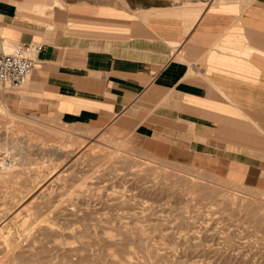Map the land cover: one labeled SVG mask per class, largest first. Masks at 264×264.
Masks as SVG:
<instances>
[{
    "label": "crops",
    "instance_id": "1",
    "mask_svg": "<svg viewBox=\"0 0 264 264\" xmlns=\"http://www.w3.org/2000/svg\"><path fill=\"white\" fill-rule=\"evenodd\" d=\"M17 44L42 48L1 86L10 110L264 191V0H0V49Z\"/></svg>",
    "mask_w": 264,
    "mask_h": 264
},
{
    "label": "bare ground",
    "instance_id": "2",
    "mask_svg": "<svg viewBox=\"0 0 264 264\" xmlns=\"http://www.w3.org/2000/svg\"><path fill=\"white\" fill-rule=\"evenodd\" d=\"M18 119L0 104V129H12L5 134L0 147L13 155L19 151L18 154L23 151L29 153L36 147L49 154L61 153L63 163H70L71 167L86 160L93 165V170H106L117 177L120 176L118 171L129 170L130 180L141 183L139 190L144 192L166 193L182 201H188L187 198L190 201L193 197L195 201H215L219 211L230 222L248 225L252 233L255 236L258 234V239L264 242V202L235 200L215 187L189 183L177 175L180 171L141 168L144 164L132 158L87 146L84 141L76 142L69 136L61 140L57 147L49 148L51 135L58 134L57 130L21 118L22 122L17 123ZM31 126H36V130H31ZM85 132L92 134L94 131L86 129ZM20 134L23 139L18 137ZM106 141L112 143L115 138L108 134ZM73 146H76L75 150L69 149ZM114 149L120 151L119 148ZM41 173L38 170L36 177L11 183L13 186L7 183L8 177L0 174V264H232L233 260L241 257L230 249V235L223 237L226 248H213L209 244L203 246L202 238L200 240L194 234H180L177 241L172 235L162 234L161 221L144 225L140 213L135 211L136 203L122 199V196L113 195L109 206L126 208L130 218L128 222H123L121 217L99 218L100 209L107 204L97 200L89 202L90 196L82 193L87 191L85 188L82 192H64V187L57 183L63 180L61 174L42 178ZM184 217H180L179 221L181 227L187 230L191 224ZM262 245L264 249V243ZM211 255L212 258H205ZM245 262L250 263L248 260Z\"/></svg>",
    "mask_w": 264,
    "mask_h": 264
},
{
    "label": "rangeland",
    "instance_id": "3",
    "mask_svg": "<svg viewBox=\"0 0 264 264\" xmlns=\"http://www.w3.org/2000/svg\"><path fill=\"white\" fill-rule=\"evenodd\" d=\"M2 88L6 90L9 89L5 86H2ZM0 104L6 110H9L14 117L19 118L17 123L22 122L21 119L32 120L37 123H43V125L50 127L53 130H57L58 134L53 133L54 135H51V142L48 144L49 148L57 147L61 140L69 136L76 142L84 141L87 146H96L103 148L105 151L107 150L114 154H120L130 159L132 158L138 163L144 164L141 168L154 167L156 170L164 172L180 171L177 172V175L180 177L182 176L189 183H198L204 186L215 187L225 191L227 196L233 197L235 200H248L253 203L264 202V191L255 190L256 188H243L238 184L224 180L231 178V174L227 178L220 172L198 170L206 175L202 176L201 173L199 174V172L185 169L184 167L186 166L180 164L169 161L163 162L160 160H153L145 155L140 148L127 141L129 140V137L122 135L119 130L111 128H89L84 125H67L61 123L56 114L17 112L10 110L2 101H0ZM30 128L31 130H36L37 127L31 126ZM84 129L89 131L92 130L94 132L88 134ZM9 132H12L11 128L0 129V144ZM108 134L112 135L115 138V141L112 143L107 142L106 137ZM20 135L22 136V134ZM20 135L18 137L23 139V136L21 137ZM114 148H119L118 150L120 151H117ZM69 149L75 150L76 146L70 147ZM6 150L7 149H0V174H2L3 177L9 178V181L7 182L9 184L19 183L25 178H34L36 177L38 170L42 171V178L49 177L54 173H57L56 176L61 174L63 180L57 183L59 186L64 187V192L79 190L82 192L85 188L87 191L82 193L90 196L91 199L89 202L103 201L107 204L106 207L100 209L99 214L97 215L99 218H105L108 216L112 218L121 217L123 218V222H128L130 218L126 208L121 206H109V204L112 203L111 199L113 195L122 196V199H130L132 203H136L135 211L140 213L139 216L144 225L147 226L161 221L163 224L162 234L165 233L170 236L172 235L176 241L180 234H194L195 236L200 237V240L202 238L203 246L209 244L208 246L213 248H226L227 245L224 238H227L230 235V249L233 250L234 254L237 252L239 253V256H241L235 261L233 260L232 264H245V261L247 260L250 263L246 264H264V249L262 245L264 242L258 239V234L255 236L256 234L252 233V229L246 224L239 223L238 221L230 222L228 217L219 211L218 204H216L215 201H195L194 197L190 201L189 198H187L188 201L184 199L182 201L181 198L169 197L166 193L161 195H159L158 192V195L156 193H147L144 192L143 189L139 190V188H141V183H133L130 180V177L128 176L129 170L118 171L117 174H120V176L117 177L116 174H108L106 170H93V165L86 160L80 162L76 167H71L70 163H63L64 157L60 156L61 153L49 154L37 150L36 147H34L29 153L23 151V153L18 154L20 153L19 151L14 155L9 150ZM9 152L12 153V157L14 158L11 157ZM24 153H26V155ZM193 170L196 169L193 168ZM42 178H39L38 180H41ZM156 180H159V178H156ZM11 186L13 185L11 184ZM7 187L9 188L10 185H7ZM180 217L186 218L191 224V228L189 227L187 230L182 228L179 221L181 219ZM248 229L251 230L249 231ZM170 244L172 245V242ZM179 247L181 248V246ZM205 258H212V255Z\"/></svg>",
    "mask_w": 264,
    "mask_h": 264
},
{
    "label": "built area",
    "instance_id": "4",
    "mask_svg": "<svg viewBox=\"0 0 264 264\" xmlns=\"http://www.w3.org/2000/svg\"><path fill=\"white\" fill-rule=\"evenodd\" d=\"M41 48V44H17L8 52L0 49V84L13 90L21 88L33 70L32 54Z\"/></svg>",
    "mask_w": 264,
    "mask_h": 264
}]
</instances>
